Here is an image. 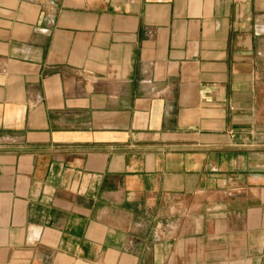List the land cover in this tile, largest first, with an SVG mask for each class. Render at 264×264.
I'll return each mask as SVG.
<instances>
[{"label":"crops","instance_id":"crops-1","mask_svg":"<svg viewBox=\"0 0 264 264\" xmlns=\"http://www.w3.org/2000/svg\"><path fill=\"white\" fill-rule=\"evenodd\" d=\"M264 257V0H0V264Z\"/></svg>","mask_w":264,"mask_h":264},{"label":"rangeland","instance_id":"rangeland-1","mask_svg":"<svg viewBox=\"0 0 264 264\" xmlns=\"http://www.w3.org/2000/svg\"><path fill=\"white\" fill-rule=\"evenodd\" d=\"M248 264H264V257L263 258H249Z\"/></svg>","mask_w":264,"mask_h":264}]
</instances>
